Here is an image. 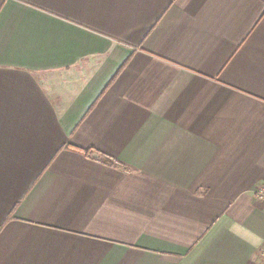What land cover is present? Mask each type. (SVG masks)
<instances>
[{
  "label": "crops",
  "instance_id": "1",
  "mask_svg": "<svg viewBox=\"0 0 264 264\" xmlns=\"http://www.w3.org/2000/svg\"><path fill=\"white\" fill-rule=\"evenodd\" d=\"M261 188L264 0H0V264H264Z\"/></svg>",
  "mask_w": 264,
  "mask_h": 264
},
{
  "label": "built area",
  "instance_id": "2",
  "mask_svg": "<svg viewBox=\"0 0 264 264\" xmlns=\"http://www.w3.org/2000/svg\"><path fill=\"white\" fill-rule=\"evenodd\" d=\"M258 200H260L261 202L264 203V188H261L259 191H258V194H257V197Z\"/></svg>",
  "mask_w": 264,
  "mask_h": 264
},
{
  "label": "trees",
  "instance_id": "3",
  "mask_svg": "<svg viewBox=\"0 0 264 264\" xmlns=\"http://www.w3.org/2000/svg\"><path fill=\"white\" fill-rule=\"evenodd\" d=\"M75 150H77V149H75ZM105 163L121 169V167L118 164L114 163V162H110V161H106L105 160Z\"/></svg>",
  "mask_w": 264,
  "mask_h": 264
}]
</instances>
